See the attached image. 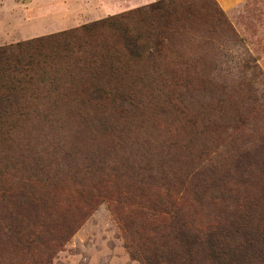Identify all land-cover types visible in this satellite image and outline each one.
<instances>
[{
	"label": "rangeland",
	"instance_id": "obj_1",
	"mask_svg": "<svg viewBox=\"0 0 264 264\" xmlns=\"http://www.w3.org/2000/svg\"><path fill=\"white\" fill-rule=\"evenodd\" d=\"M170 1L0 0V50L137 9L153 22L109 99L87 103L75 73L0 102V264H211L186 234L234 250L253 217L264 238V0Z\"/></svg>",
	"mask_w": 264,
	"mask_h": 264
},
{
	"label": "trees",
	"instance_id": "obj_2",
	"mask_svg": "<svg viewBox=\"0 0 264 264\" xmlns=\"http://www.w3.org/2000/svg\"><path fill=\"white\" fill-rule=\"evenodd\" d=\"M175 2H168L161 9ZM150 14L148 9H137L72 31L1 49L0 102L34 84L52 85L61 77L70 78L75 73L82 76V85L87 86L84 91L87 103L96 104L109 99L105 85L117 80L118 66L140 62L151 56L153 22ZM165 14L164 19L170 15L169 12ZM244 232L246 240L242 247L234 250L227 240H222L221 235L218 239L208 236L201 241L196 235L186 234L184 253L194 246L204 245L211 264H235V261H244L246 256L258 258L264 264V238H260L262 235L254 217L247 221ZM183 233L186 232L183 230ZM188 261H185V256L177 255L171 263L186 264ZM146 263L158 264L150 259Z\"/></svg>",
	"mask_w": 264,
	"mask_h": 264
},
{
	"label": "crops",
	"instance_id": "obj_3",
	"mask_svg": "<svg viewBox=\"0 0 264 264\" xmlns=\"http://www.w3.org/2000/svg\"><path fill=\"white\" fill-rule=\"evenodd\" d=\"M217 1H218V0H217ZM219 4H220V6H221V8H222L223 10H226V7H224V6L222 7V5H221L220 2H219ZM258 44H262V42H258ZM262 50H264V48L259 50L260 55H259V53L256 54V55H259V56H256L259 62H260V61H263V59H264V51H262ZM252 52H253V51H252Z\"/></svg>",
	"mask_w": 264,
	"mask_h": 264
}]
</instances>
